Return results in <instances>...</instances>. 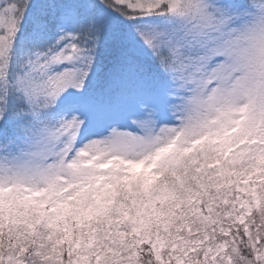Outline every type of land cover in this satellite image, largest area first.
<instances>
[{"label": "snow or ice", "instance_id": "6c2138e0", "mask_svg": "<svg viewBox=\"0 0 264 264\" xmlns=\"http://www.w3.org/2000/svg\"><path fill=\"white\" fill-rule=\"evenodd\" d=\"M0 264H264V0H0Z\"/></svg>", "mask_w": 264, "mask_h": 264}]
</instances>
